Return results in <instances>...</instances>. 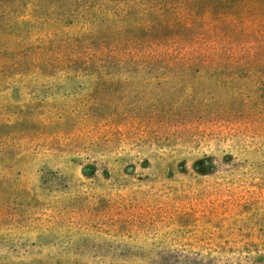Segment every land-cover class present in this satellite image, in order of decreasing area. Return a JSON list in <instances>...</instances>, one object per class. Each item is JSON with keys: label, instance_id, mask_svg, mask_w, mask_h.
Returning <instances> with one entry per match:
<instances>
[{"label": "rangeland", "instance_id": "374dc122", "mask_svg": "<svg viewBox=\"0 0 264 264\" xmlns=\"http://www.w3.org/2000/svg\"><path fill=\"white\" fill-rule=\"evenodd\" d=\"M151 1L0 0V264H264V14Z\"/></svg>", "mask_w": 264, "mask_h": 264}, {"label": "trees", "instance_id": "16d2710c", "mask_svg": "<svg viewBox=\"0 0 264 264\" xmlns=\"http://www.w3.org/2000/svg\"><path fill=\"white\" fill-rule=\"evenodd\" d=\"M264 0H155L149 2L152 10L159 9L162 11L175 9V22H182L176 19L188 20L191 23L196 14L199 12L216 16L228 13H236L241 10L253 11L261 10L264 14ZM127 15V14H126ZM152 23V22H151ZM164 24H168L165 22Z\"/></svg>", "mask_w": 264, "mask_h": 264}]
</instances>
